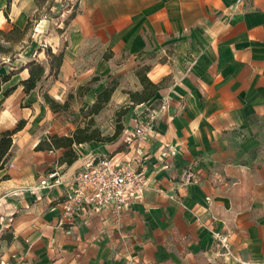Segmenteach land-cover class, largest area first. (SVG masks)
I'll use <instances>...</instances> for the list:
<instances>
[{
	"label": "crops",
	"instance_id": "crops-1",
	"mask_svg": "<svg viewBox=\"0 0 264 264\" xmlns=\"http://www.w3.org/2000/svg\"><path fill=\"white\" fill-rule=\"evenodd\" d=\"M7 5L0 0L4 31L24 29L36 10L34 0ZM48 37L52 52L64 53L50 98L97 78L93 99L115 79L108 105L126 113L114 142L73 148L70 166L60 164L63 150L58 162L54 151L36 152L28 124L14 136L0 170V264H264V0H78L75 18ZM142 68L159 89L133 105ZM27 77L7 83L17 88L0 111V133L30 116L19 104L32 92L17 86ZM161 106L152 135L132 139ZM100 157L144 171L143 200L119 225L107 211L63 220L58 202L72 176ZM52 172L62 184L41 189Z\"/></svg>",
	"mask_w": 264,
	"mask_h": 264
},
{
	"label": "rangeland",
	"instance_id": "rangeland-1",
	"mask_svg": "<svg viewBox=\"0 0 264 264\" xmlns=\"http://www.w3.org/2000/svg\"><path fill=\"white\" fill-rule=\"evenodd\" d=\"M50 1L51 0H38V2L35 3L36 10L32 12L29 17L31 20L30 28L27 34L22 38L24 41L22 50L21 44L18 41L16 42V38L18 37H16L15 34L10 35V42L8 44H3L4 47L10 49L11 57L14 56L17 59L13 64H9L7 67L0 69L1 73L9 71L10 66L19 68L20 65L24 62L26 63L28 59L32 60L33 56H35L34 58L37 59L36 61L38 63L42 64L45 62L46 57H43V55H35L36 51L49 47L47 41L49 34L51 32H58L55 24H61L62 21V27H64V23L68 20L70 15L73 14L77 2V0H61L56 3L55 0L52 2ZM62 12L64 13L63 16ZM43 22H46V24ZM48 80L53 81L52 78L42 80L37 85L36 89L32 91L30 94L31 103L28 104L26 98H23L19 104L23 112L30 113L29 118L23 121L25 122L24 127L28 124L27 133H32L34 143L47 139L53 133V135L59 137L65 136V133H67V136H70L76 129H83L85 127H88L89 132L93 130L98 131L100 135L102 136L103 134L105 138L111 137L114 134L117 126V114L122 111V109L114 105H108V102L96 115H91L89 113L90 107L95 102L96 96L91 99L87 94L91 88L98 86L99 81L90 80L87 84L77 89L72 88L68 90L61 100L54 99L60 105L67 103V108L64 111L52 112L43 99V95L47 94L46 92L50 88V85L48 86L47 84ZM111 81L107 82L106 86ZM114 81L116 80L114 79ZM19 83L17 86H20ZM9 87H12L11 84L4 85L2 91H5ZM1 97L2 95L0 94V99ZM122 117L120 118V122ZM73 148L80 149L79 146H74ZM29 149L31 151V148ZM54 152L56 161L58 162L62 151ZM56 152L59 153V156L56 155ZM48 154L49 152H46L44 157ZM42 165V163H39L36 164V167H41ZM47 169L50 170L51 166Z\"/></svg>",
	"mask_w": 264,
	"mask_h": 264
},
{
	"label": "trees",
	"instance_id": "trees-1",
	"mask_svg": "<svg viewBox=\"0 0 264 264\" xmlns=\"http://www.w3.org/2000/svg\"><path fill=\"white\" fill-rule=\"evenodd\" d=\"M43 1V0H42ZM51 0L50 2H52ZM78 1V0H77ZM38 0H35V3ZM10 0H8L7 9L9 7ZM76 15V5L74 7L73 14L70 15L68 20L64 23V28L62 30H58V33H62L64 29L68 26L69 22L75 18ZM31 20L29 19L24 29H19L17 27H13L9 31L0 30V69L7 67L9 64H13V62L17 59L16 57L10 54V49L4 47L3 44H8L10 42V35H14L16 38V42L18 41L21 44V50L23 49L24 41L22 38L27 34ZM41 49H38L40 52ZM44 55L47 60L48 65V73L46 75L45 67L36 62L35 60H30L22 65L19 68L11 67L9 71L6 73H0V94L2 95L0 99V111L3 109L5 101L11 96V94L15 91L16 86H12L7 88L5 91H2V87L6 85L13 76L19 74L20 72L27 70L28 77L19 83L23 88V92L25 95H28L30 92L34 91L37 85L44 79L52 78L53 80L57 79V74L60 69L62 60H63V51L53 53L49 47L43 49ZM147 68H142L139 71L135 72V75L142 86L141 92H129V98L133 105L147 103L155 92L159 89L158 85H155L149 81L146 77L145 72ZM91 81H98L97 78H93ZM117 87L116 81H111L106 88L101 91L95 99V102L90 107L89 113L91 115H96L102 108L110 101L111 95L115 91ZM43 99L45 104L49 107L52 112L64 111L67 108V103L60 105L55 102L52 98H50L47 94L43 95ZM126 110L120 111L117 119V126L114 131V134L111 137H102L100 133L96 130L89 132L88 127L83 129H76L70 136H62L59 137L57 135H53L48 137L47 139L40 141L36 147V152L43 151H58L63 150L62 158L60 160V164H66L70 166L77 160V155L74 152L73 147L79 146L82 144H86L89 142H102V143H112L114 142L119 134L121 133L122 126L120 125V118L124 116ZM25 122L19 121L17 126L11 131H5L0 133V170H3L11 158V148L13 145L14 136L20 132L24 127Z\"/></svg>",
	"mask_w": 264,
	"mask_h": 264
},
{
	"label": "built area",
	"instance_id": "built-area-1",
	"mask_svg": "<svg viewBox=\"0 0 264 264\" xmlns=\"http://www.w3.org/2000/svg\"><path fill=\"white\" fill-rule=\"evenodd\" d=\"M163 109L161 106L146 122L137 123L131 138L143 140L150 137L153 133V123ZM61 184L59 174L52 172L41 181L40 187L52 189ZM148 188L146 173L137 171L133 161L100 157L85 163L72 176L58 205L63 220L70 223L85 221L91 215L107 211L111 220L119 225L128 206L132 202H141ZM213 236L224 247L219 236L215 233ZM13 264H24V260L15 257Z\"/></svg>",
	"mask_w": 264,
	"mask_h": 264
}]
</instances>
